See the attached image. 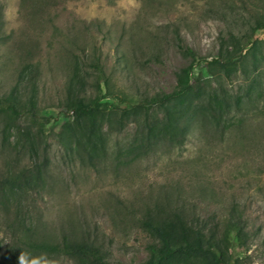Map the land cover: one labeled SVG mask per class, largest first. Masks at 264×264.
I'll list each match as a JSON object with an SVG mask.
<instances>
[{
	"label": "rangeland",
	"instance_id": "rangeland-1",
	"mask_svg": "<svg viewBox=\"0 0 264 264\" xmlns=\"http://www.w3.org/2000/svg\"><path fill=\"white\" fill-rule=\"evenodd\" d=\"M0 13V100L22 112L0 115V180L39 161L44 148L49 159L42 190L0 191V264H18L21 253L39 256L27 246L31 239L83 228L112 264H138L150 238L133 217L143 203L167 196L220 223L219 237L237 264H264V65L255 75V105L217 127L196 125L171 149L128 148L124 140L140 132L132 119L121 124L112 114L91 134L72 116L80 96L98 94L95 83L106 93V77L111 93L129 99L169 90L188 62L179 45L202 57L221 53L230 45L226 31L240 29L247 16L241 1L0 0ZM255 37L264 40V30ZM101 101L107 112L124 107L112 95ZM24 133L33 153L22 149ZM59 133L72 140L67 150ZM228 214L236 219H217ZM231 220L241 223L242 235L226 234Z\"/></svg>",
	"mask_w": 264,
	"mask_h": 264
},
{
	"label": "trees",
	"instance_id": "trees-1",
	"mask_svg": "<svg viewBox=\"0 0 264 264\" xmlns=\"http://www.w3.org/2000/svg\"><path fill=\"white\" fill-rule=\"evenodd\" d=\"M239 1L247 16L243 18L242 29L226 31L230 45L221 53L202 57L191 47L179 45V51L188 62L174 72L173 85L169 90L157 91L149 98L129 99L121 94L115 95L110 92L106 77L103 80L106 93H102L101 84L97 82V95H84L76 100L72 107L75 123L94 134L105 122H111L112 114L121 124L132 119L140 127V132L124 141L128 148L145 153L180 145L196 125L217 127L234 113L247 112L250 106L255 105L257 94H254V90L260 85L255 75L264 65V40L255 37L257 30H264V0ZM2 26L0 13V41L3 38ZM156 60L157 57L153 62ZM196 66L203 67L205 72L195 75ZM109 95L124 104L119 108V113L107 112L106 104L101 99ZM5 113L16 118L22 115L13 103L0 100V115ZM24 135L22 149H29L33 153L31 138L27 137V133ZM58 136L63 149L70 148L72 140L63 139L61 133ZM48 165L44 148L42 158L33 160L30 167L11 169L3 174L0 191L6 188L11 194L14 190L19 193L42 190L49 175ZM127 208L121 206L122 211ZM138 214L133 218L150 238L146 245L147 257L138 264H237L224 246L225 236L219 237L220 223L210 224L208 217L199 216L178 198L167 196L162 201L145 202ZM217 219L236 218L228 214ZM226 225V234L229 229H234L237 236L242 235L243 226L238 220H231ZM27 246L36 253H46L48 257L62 254L82 263L112 264L95 236L84 228L81 232L61 231L53 237L31 239Z\"/></svg>",
	"mask_w": 264,
	"mask_h": 264
},
{
	"label": "clouds",
	"instance_id": "clouds-1",
	"mask_svg": "<svg viewBox=\"0 0 264 264\" xmlns=\"http://www.w3.org/2000/svg\"><path fill=\"white\" fill-rule=\"evenodd\" d=\"M18 264H55V261L48 258L46 253L29 258L26 253H21L18 258Z\"/></svg>",
	"mask_w": 264,
	"mask_h": 264
}]
</instances>
